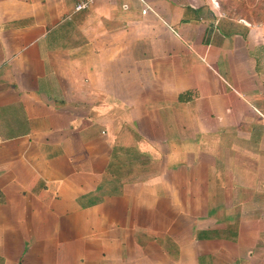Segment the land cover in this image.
Returning a JSON list of instances; mask_svg holds the SVG:
<instances>
[{
	"label": "crops",
	"instance_id": "1",
	"mask_svg": "<svg viewBox=\"0 0 264 264\" xmlns=\"http://www.w3.org/2000/svg\"><path fill=\"white\" fill-rule=\"evenodd\" d=\"M261 1L0 0V264H264Z\"/></svg>",
	"mask_w": 264,
	"mask_h": 264
},
{
	"label": "built area",
	"instance_id": "2",
	"mask_svg": "<svg viewBox=\"0 0 264 264\" xmlns=\"http://www.w3.org/2000/svg\"><path fill=\"white\" fill-rule=\"evenodd\" d=\"M87 6V2H80L76 5V9H81ZM149 6L145 5V8L142 10V12H146L147 10H149Z\"/></svg>",
	"mask_w": 264,
	"mask_h": 264
},
{
	"label": "rangeland",
	"instance_id": "3",
	"mask_svg": "<svg viewBox=\"0 0 264 264\" xmlns=\"http://www.w3.org/2000/svg\"><path fill=\"white\" fill-rule=\"evenodd\" d=\"M260 3H262V1L260 0ZM258 14H256V18H264V10H263V5L261 4V10H258Z\"/></svg>",
	"mask_w": 264,
	"mask_h": 264
}]
</instances>
